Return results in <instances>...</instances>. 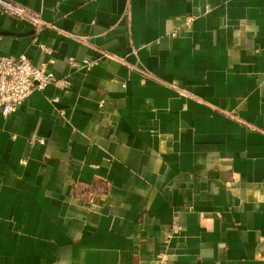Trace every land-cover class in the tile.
Instances as JSON below:
<instances>
[{
	"label": "crops",
	"instance_id": "0c3cea01",
	"mask_svg": "<svg viewBox=\"0 0 264 264\" xmlns=\"http://www.w3.org/2000/svg\"><path fill=\"white\" fill-rule=\"evenodd\" d=\"M11 1L71 86L0 110V264H264V0Z\"/></svg>",
	"mask_w": 264,
	"mask_h": 264
},
{
	"label": "built area",
	"instance_id": "2783aa9c",
	"mask_svg": "<svg viewBox=\"0 0 264 264\" xmlns=\"http://www.w3.org/2000/svg\"><path fill=\"white\" fill-rule=\"evenodd\" d=\"M0 11L9 16L32 24L36 31L48 24L40 12L32 11L24 6L14 3L11 0H0ZM188 19H191L188 18ZM45 51L49 52V47L40 43ZM98 59L82 58L74 56L67 57V63L73 71L89 70L98 64ZM149 77V73L144 72L142 81ZM49 84H55L64 92H68L71 86L68 77L58 78L52 71L44 67L35 65L26 54L18 56L0 57V110L4 114L12 113L37 89H44ZM54 101L58 97L53 98ZM39 142H44V138H37ZM26 160L23 159L24 163ZM180 223L175 219L172 223V231L168 239L179 233Z\"/></svg>",
	"mask_w": 264,
	"mask_h": 264
}]
</instances>
